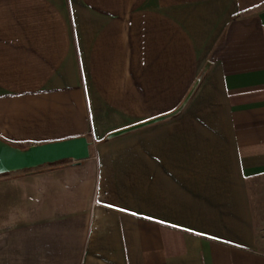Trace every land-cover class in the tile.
I'll return each mask as SVG.
<instances>
[{
  "label": "crops",
  "instance_id": "1",
  "mask_svg": "<svg viewBox=\"0 0 264 264\" xmlns=\"http://www.w3.org/2000/svg\"><path fill=\"white\" fill-rule=\"evenodd\" d=\"M78 137L0 176V264H264V0H0V139Z\"/></svg>",
  "mask_w": 264,
  "mask_h": 264
},
{
  "label": "water",
  "instance_id": "2",
  "mask_svg": "<svg viewBox=\"0 0 264 264\" xmlns=\"http://www.w3.org/2000/svg\"><path fill=\"white\" fill-rule=\"evenodd\" d=\"M90 142L86 137L72 138L21 149L0 139V176L33 170L42 166L90 158Z\"/></svg>",
  "mask_w": 264,
  "mask_h": 264
},
{
  "label": "built area",
  "instance_id": "3",
  "mask_svg": "<svg viewBox=\"0 0 264 264\" xmlns=\"http://www.w3.org/2000/svg\"><path fill=\"white\" fill-rule=\"evenodd\" d=\"M263 233H264V231H263Z\"/></svg>",
  "mask_w": 264,
  "mask_h": 264
},
{
  "label": "rangeland",
  "instance_id": "4",
  "mask_svg": "<svg viewBox=\"0 0 264 264\" xmlns=\"http://www.w3.org/2000/svg\"><path fill=\"white\" fill-rule=\"evenodd\" d=\"M264 234V233H263Z\"/></svg>",
  "mask_w": 264,
  "mask_h": 264
}]
</instances>
